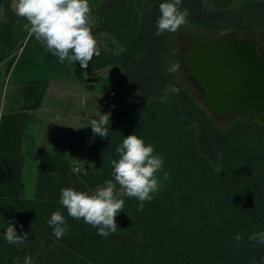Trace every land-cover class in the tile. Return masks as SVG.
Returning a JSON list of instances; mask_svg holds the SVG:
<instances>
[{
    "label": "trees",
    "instance_id": "1",
    "mask_svg": "<svg viewBox=\"0 0 264 264\" xmlns=\"http://www.w3.org/2000/svg\"><path fill=\"white\" fill-rule=\"evenodd\" d=\"M142 1H145L144 7L152 4L156 7L137 31L130 29L124 9L115 10L118 11L114 13L118 28L111 34L127 48L93 69L112 63L133 68L137 55L150 52L152 64L158 69L157 76L162 80L168 77L160 70V56L168 32L153 38L148 29L160 15L159 4L166 0ZM1 4L2 0L0 7ZM190 4L194 6L200 1L182 0L180 6ZM260 6L262 9L236 17L237 20L227 24L219 23L217 17L202 8L199 16L188 8L187 22L211 33L235 30L255 36L254 33L264 27V4ZM24 37L25 34L20 36ZM140 92L153 99L142 89ZM180 92L182 100L191 104L182 114L160 100L135 102L131 94L123 95L114 90L107 97L113 111L107 137L93 138L89 125L40 158L35 197L27 202L28 212L53 235L52 227L46 221L53 212L60 210L68 228L67 234L60 238L68 251L61 254L68 256L70 263L251 264L253 258L258 262L264 256V245L248 240L249 234L264 231V127L242 117L241 113H234L225 118L227 126L221 129L217 123L221 118L210 116L196 105L186 90ZM38 101L40 99L36 104ZM133 132L146 146L149 143L153 146L154 155L163 158L165 173H171V178L166 180L168 190L154 193L153 199L146 201L143 208L139 207L135 197L119 196L124 200L123 211L115 217L120 230L104 238L83 219L77 221L68 215L59 203L60 189L93 191L97 186H103L106 179H113L110 160L119 158L117 146L122 143L123 136ZM86 137L95 171L75 174L66 153L75 151L79 141ZM15 154L7 157L8 168L4 172L9 173L8 176L17 166ZM218 163L220 171L216 172ZM18 195L10 187L0 191L2 198L15 199ZM236 234L243 237L238 248L234 247ZM73 251L81 253L84 262ZM17 262L18 258L11 253L4 264Z\"/></svg>",
    "mask_w": 264,
    "mask_h": 264
},
{
    "label": "rangeland",
    "instance_id": "2",
    "mask_svg": "<svg viewBox=\"0 0 264 264\" xmlns=\"http://www.w3.org/2000/svg\"><path fill=\"white\" fill-rule=\"evenodd\" d=\"M199 1L200 4H194V6H191V4L182 5L180 9L192 8L199 16L202 8L210 15L217 17L221 24H227L237 20L236 17L254 13L262 7H259V5L264 4V0H227L225 3L219 0ZM144 5L145 1L142 0L138 2L136 0L104 1L98 10V15L102 17V20L100 19L102 28L110 36L108 34L99 36L97 46L100 49V55H94L92 63H89L87 68H81L78 61L69 63L65 60L61 63L59 57L52 53L50 61L47 60L46 63L43 59L33 62L34 66L38 67V72L42 70L39 68L44 67L46 64L45 71H42L43 76L39 75L37 77L36 70L35 75L25 74L24 79H22L23 76H18L17 71L15 74L7 76V68L12 64L15 56L6 62L2 67L3 69H0V191L10 187L19 194L15 198L16 200L11 197H0V264H4L11 253L12 255L14 253V256L18 258L17 264L81 263L79 261L70 263V258L67 259L68 256L61 254L66 253L68 247L39 225V222L29 214L27 202L35 197L40 158L49 155L54 147L67 137L88 127L85 125L90 119H96L99 114L102 115L106 112L113 114L111 103L107 100L112 91L115 90L123 95L131 94L135 102L160 100L169 106L175 107L174 111L182 114L187 107H191V104H186L182 100L180 94L181 89L186 90L196 105L214 117L203 103L199 92L185 71L180 58V48L182 42L187 38L195 36L218 38L224 34L236 33L235 30L211 33L187 22L177 32H168L166 44L162 47L160 56V70L168 76L164 80L157 76L158 69L152 64L153 54L150 52L137 55L136 66H133V68L128 69L123 65L112 63L93 70V67L97 64L119 56L127 48L111 34V31L118 28L114 17V13L117 14L118 11L115 12V10L124 9L127 21L130 23V29L137 31L144 24V19L156 7L153 4L150 7H144ZM3 6L8 7L5 13L7 12L6 15L10 16L9 20H12L14 14H16L13 0H2L1 7ZM9 11L11 14L8 13ZM122 13L125 17V12ZM89 20L97 24L91 13H89ZM243 20L245 19L243 18ZM251 20L253 21V19ZM148 29L155 38L154 33L157 31L155 21ZM27 31L18 24L15 26L14 24H8L2 27L5 38H9V35L12 37L13 34L19 36L18 46L23 43L26 46L27 40L24 42V38H20V36L26 35ZM120 31L118 30V33ZM244 34L247 33L244 32ZM254 34L264 36V27L258 29ZM34 38L33 36L28 44V49L34 47ZM143 40L145 44H148L145 39ZM173 47L179 49V54L175 57L170 56V49ZM262 50L264 55V47ZM173 59L178 60L181 67L179 71L169 73L167 69ZM50 77L52 78L50 79ZM44 79H50L46 89L44 81H42ZM128 79L133 82L128 81ZM140 89L144 93L150 94L153 99L145 97ZM40 90L46 92L42 93ZM38 99H40L41 108L36 110L34 106H36V100ZM217 123L221 129L227 126L225 118L217 120ZM14 153L18 157V160L15 161L17 166L8 176L9 173L4 172L8 168L6 166L7 157L8 154ZM66 155L75 174H88L95 171L87 137L79 141L75 151H69ZM215 170L216 172L220 171L219 163L215 166ZM164 175L163 160L161 169L155 173V177L160 183L159 191L156 193L168 190ZM123 191L117 183L114 195H117V197L122 196ZM9 221L14 222L13 226L18 235L22 232L29 233L25 243L9 245L6 242L3 233ZM21 225L23 226L22 229ZM73 254L79 256L80 260L84 262L81 253L73 251ZM85 264L90 263L87 261Z\"/></svg>",
    "mask_w": 264,
    "mask_h": 264
},
{
    "label": "clouds",
    "instance_id": "3",
    "mask_svg": "<svg viewBox=\"0 0 264 264\" xmlns=\"http://www.w3.org/2000/svg\"><path fill=\"white\" fill-rule=\"evenodd\" d=\"M13 4L16 15L27 21L24 27L29 34L44 43L53 55L59 57L61 63L65 60L69 63L78 61L81 68H87L94 55H100L97 40L90 27L88 0H13ZM181 4L182 0H166L159 4L160 15L155 21L157 31L154 35L175 33L187 23L190 13L187 8L181 10ZM3 12V7H0V14ZM178 54L177 47L170 49V56ZM180 67V62L173 59L167 70L175 73ZM110 116V112L99 114L98 118L90 119L85 125L91 126L93 138L108 136ZM116 154L119 158L110 160L113 179H106L103 186H97L94 191L60 189L59 203L66 208L68 215L77 221L83 219L84 223L97 229V234L104 238L119 229L115 217L124 207V200L114 195L116 183L124 190L123 195L138 200L140 208H143L146 201L150 202L153 194L160 188L155 173L161 169L163 158L154 155V148L150 143L146 146L144 140L133 132L123 136ZM170 178L171 173L166 172L164 179ZM46 223L52 227V233L57 239L68 232L67 221L59 209L51 214ZM13 224V221L7 223L4 239L9 245H21L25 243L29 233L22 232L18 235ZM22 227L21 225V229ZM233 239L236 242L234 247L238 248L243 237L236 234ZM248 240L264 245V231L249 234ZM251 264H264V256L258 262L253 258Z\"/></svg>",
    "mask_w": 264,
    "mask_h": 264
},
{
    "label": "water",
    "instance_id": "4",
    "mask_svg": "<svg viewBox=\"0 0 264 264\" xmlns=\"http://www.w3.org/2000/svg\"><path fill=\"white\" fill-rule=\"evenodd\" d=\"M188 40L180 58L210 113L218 118L241 113L264 127V56L258 51L264 36L230 33Z\"/></svg>",
    "mask_w": 264,
    "mask_h": 264
},
{
    "label": "crops",
    "instance_id": "5",
    "mask_svg": "<svg viewBox=\"0 0 264 264\" xmlns=\"http://www.w3.org/2000/svg\"><path fill=\"white\" fill-rule=\"evenodd\" d=\"M104 1L105 0H94L92 2L91 0H88V4L90 7V13L93 17V20L97 23V24H94L93 22L90 21V23H92V24H90V27L92 28V34H93V36H95L96 40L99 39V36L106 33L105 30L102 28V21H101L102 17H100V15H98V10L103 5ZM3 9H4L3 14H0V69H3L2 67H4L6 62H8L10 59H12L15 56L14 61L7 68V73H6L7 76L9 74H12V75L15 74L16 71L19 74L18 76H23L22 79L25 78V74H29V76L35 75L36 71L38 74L37 77H39V75L43 76L42 73L46 69V67H45L46 64L44 65V67L39 68L42 70L40 72H38V67L34 66L33 62H36V61L41 60V59L44 60V63H46L47 60L50 61L51 56H52L51 55L52 52L46 48L44 43H42L41 41H38L36 38H34V42H33L34 47L28 49L27 46L33 37L32 35L29 34V31H27V33L23 39L24 42H26V40H27V42L25 44L26 46H24V43L21 46H18L19 40L17 38L18 37L17 34L16 35L13 34L12 37H11V35H9V38H5L3 36V32H2L3 26H6L8 24H14V26H15L16 24H18L20 27H21V25H23V28L26 29L24 26L27 23V21L24 18L18 17L16 14H14L12 20H9L10 16L6 15L7 12L5 13V10L8 9V7L5 8L3 6ZM8 13L11 14L10 11ZM20 52H21V54H20ZM89 63H92V61H90ZM51 78L52 77H50V79ZM49 80H45V79L42 80V81H44L45 89L48 86ZM15 83H18V82H15ZM40 92L43 93L46 91L40 90ZM40 106H41V104L39 101L36 104V106H34V107L36 110H38L41 108Z\"/></svg>",
    "mask_w": 264,
    "mask_h": 264
},
{
    "label": "flooded vegetation",
    "instance_id": "6",
    "mask_svg": "<svg viewBox=\"0 0 264 264\" xmlns=\"http://www.w3.org/2000/svg\"><path fill=\"white\" fill-rule=\"evenodd\" d=\"M243 34H244V33H243ZM198 37H200V36H198ZM205 38H206V39H209V40H216V39H217V38H213V37H212V38H211V37H205ZM188 41H189L188 38L185 39V40L182 42V45L185 44V43H187ZM262 48H263V45H262V46L260 45V46L258 47V51H259V53H260L262 56H264L263 53H262V51H263ZM197 90H198V89H197ZM198 92H199V94H200V96H201V98H202V94H201V92H200L199 90H198Z\"/></svg>",
    "mask_w": 264,
    "mask_h": 264
}]
</instances>
